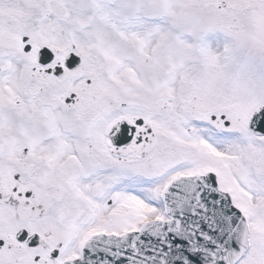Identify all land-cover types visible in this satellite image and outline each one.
<instances>
[{
	"label": "snow or ice",
	"instance_id": "6c2138e0",
	"mask_svg": "<svg viewBox=\"0 0 264 264\" xmlns=\"http://www.w3.org/2000/svg\"><path fill=\"white\" fill-rule=\"evenodd\" d=\"M0 264H264V0H0Z\"/></svg>",
	"mask_w": 264,
	"mask_h": 264
}]
</instances>
